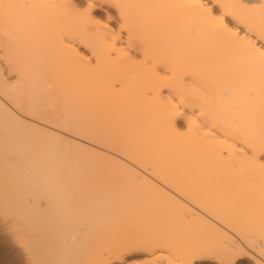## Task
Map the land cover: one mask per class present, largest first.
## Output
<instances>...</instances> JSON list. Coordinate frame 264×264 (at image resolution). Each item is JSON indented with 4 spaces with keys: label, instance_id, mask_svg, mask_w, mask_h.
<instances>
[{
    "label": "bare ground",
    "instance_id": "bare-ground-1",
    "mask_svg": "<svg viewBox=\"0 0 264 264\" xmlns=\"http://www.w3.org/2000/svg\"><path fill=\"white\" fill-rule=\"evenodd\" d=\"M0 48L6 264H264V0H0Z\"/></svg>",
    "mask_w": 264,
    "mask_h": 264
},
{
    "label": "rangeland",
    "instance_id": "rangeland-1",
    "mask_svg": "<svg viewBox=\"0 0 264 264\" xmlns=\"http://www.w3.org/2000/svg\"><path fill=\"white\" fill-rule=\"evenodd\" d=\"M80 1H82V0H80ZM99 11H100V14L103 16L104 19L109 18V20L111 21V23H116L117 22V17H116V14H114V11L113 10L101 9ZM0 238H1L0 239V264H6L9 261H11L13 258L19 259V257H20V259H21V256L19 254L15 253L12 250L11 246L9 245V241L6 240V238L4 236H2V237L0 236ZM150 256L151 255H150V253L147 252V250H145V251L142 250L138 254H135L132 257H129L128 259L130 261L129 262L130 264H137V263L138 264H140V263L147 264V263H149V259H150L149 257ZM247 260L248 259L245 258L242 261H247ZM160 261H159V264L162 262V261L161 262ZM164 262H162V263H164ZM204 264H207V263H204ZM208 264H210V263H208Z\"/></svg>",
    "mask_w": 264,
    "mask_h": 264
}]
</instances>
